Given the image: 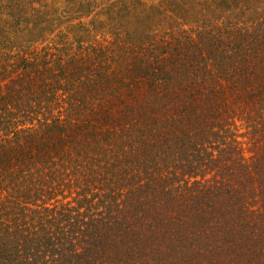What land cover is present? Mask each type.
Returning a JSON list of instances; mask_svg holds the SVG:
<instances>
[{"label":"trees","instance_id":"1","mask_svg":"<svg viewBox=\"0 0 264 264\" xmlns=\"http://www.w3.org/2000/svg\"><path fill=\"white\" fill-rule=\"evenodd\" d=\"M0 264H264V0H0Z\"/></svg>","mask_w":264,"mask_h":264},{"label":"rangeland","instance_id":"2","mask_svg":"<svg viewBox=\"0 0 264 264\" xmlns=\"http://www.w3.org/2000/svg\"><path fill=\"white\" fill-rule=\"evenodd\" d=\"M148 1H152V0H148ZM154 2H156V1H158V0H153ZM63 2H60L59 4H60V8H63L64 7V5L62 4Z\"/></svg>","mask_w":264,"mask_h":264}]
</instances>
